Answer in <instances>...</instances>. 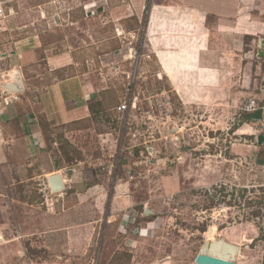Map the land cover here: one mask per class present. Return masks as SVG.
<instances>
[{
	"label": "crops",
	"instance_id": "1",
	"mask_svg": "<svg viewBox=\"0 0 264 264\" xmlns=\"http://www.w3.org/2000/svg\"><path fill=\"white\" fill-rule=\"evenodd\" d=\"M4 1L6 11L5 16L0 17V34L7 33L3 28L5 21L17 15L13 7H7V0ZM126 1L125 6L111 7L107 0H102L104 4L99 6L100 2L88 0L80 6L83 17L77 22H61L58 16L53 17L55 31L64 33L61 38L46 41L38 34H31L0 47L4 50L0 52V164L31 157V164L26 167L32 169L36 162L32 157H37L42 163L39 177L46 182L45 190L49 193L52 192L48 178L60 174L64 191L77 189V197L83 193V197L96 196L97 201H104L103 237L115 223L117 237L133 246L126 245L121 249L115 242L103 243L98 260L92 261L95 264H101L104 253L111 256L110 262L106 260L105 264H118L121 256H126L125 264H134L135 245L149 231L144 220L156 215L153 207L137 201L131 191L137 173L135 167L142 164L143 159L153 156V148L147 146V149L143 147L129 154L135 158L130 169L125 165V152L118 171L119 181L115 183L102 168L114 150L120 121L116 108L126 96L128 77H131L134 65L137 67L136 90L148 94L167 93L170 106L166 108L171 111L174 106L170 95H175L187 107H194L198 102L207 108L223 106L219 104L218 94L228 75L226 63L234 76L242 75L250 65V71H256L258 76L264 69V0H152L149 4L147 0ZM41 14L44 17V13ZM108 15L111 21L97 24L100 16L108 18ZM119 15L122 18H118ZM122 20H133L138 26L126 31ZM137 29L142 30L146 53L133 48L131 39H127L134 37ZM134 50L138 51L135 60L131 58ZM254 57H257L256 62ZM146 59L155 65L158 89L148 87L144 76ZM13 73H17L21 81L22 92L19 94L3 89L5 84L14 82ZM241 94H246L244 87L233 89L228 104L235 103L233 98L237 100ZM114 95H118L119 101L115 105L110 102ZM5 98L9 100L8 105ZM253 98L259 100L257 96L249 99ZM84 132L95 136L97 158L88 161L86 151L80 147L79 151L86 159L67 165L61 143L67 141L77 151V139ZM58 133H61L59 139L48 137ZM104 141L109 144H101ZM133 171L135 176H129ZM177 181V177L172 178L169 188L179 189ZM80 189H83L82 193ZM78 215L86 213L68 210L46 219L39 215L40 228L31 230L30 235L52 242L51 238L64 235L52 228L77 221ZM97 220L96 215L91 216L88 224L91 231ZM214 235L215 231L212 237ZM224 240L240 249L235 264H264L261 247L243 248L227 238ZM155 264L194 263L170 258Z\"/></svg>",
	"mask_w": 264,
	"mask_h": 264
},
{
	"label": "rangeland",
	"instance_id": "2",
	"mask_svg": "<svg viewBox=\"0 0 264 264\" xmlns=\"http://www.w3.org/2000/svg\"><path fill=\"white\" fill-rule=\"evenodd\" d=\"M87 1L7 0V7H13L17 15L5 21L3 28L7 33L0 34V47L31 34H38L46 41L61 38L64 33L55 31L53 17L58 16L61 22H77L83 17L79 8ZM96 1L100 2L98 6L104 4L102 0ZM107 1L111 7L127 4L126 0ZM151 1L147 0V4ZM120 16L118 18H122ZM108 20H112L110 15L108 18L100 16L96 22L100 25ZM121 23L126 31L138 26L133 20H122ZM140 30L137 29L134 37L127 39H131L133 48L146 53ZM253 60L256 62L257 57ZM262 65L264 68V63ZM226 66L229 71L221 87L223 94L221 90L218 94L221 98L219 104L223 106L207 108L198 102L194 107H187L175 95H170L174 106L170 117L162 119L158 116L149 124L145 139L155 153L148 157L150 160L143 159V163L135 167L138 174L133 179L131 191L137 201L153 207L156 215L144 220L149 231L135 245L134 264H155L170 258L194 263L205 242L224 238L243 248L261 247L264 258V138L258 134L256 120H246L239 111L241 104L254 96L264 104V69L258 76L256 71H250V65L248 71L243 70L242 75L237 73L234 76L230 74L231 67L227 63ZM242 66L244 69V64ZM155 73L153 61L146 59L144 76L151 90L159 86ZM240 86L245 88L246 94L239 95L237 100L233 98L235 103L228 104L231 91ZM110 102L117 104L118 95L111 97ZM59 134L48 137L59 139ZM91 134L84 132L77 139V151L67 141L61 143L67 165L86 159L79 151L80 147L86 151L88 161L97 158L98 145ZM101 144H109V141ZM125 157V165L129 168L135 158L128 152ZM17 159V162L8 160L0 164V264H91L98 260L103 243L115 242L121 249L126 245L133 246V243L117 237L115 223L103 237L104 201H97L96 196L83 197V189H80L82 194L79 197L77 189L49 193L45 190L46 182L39 177L41 161L32 157L36 162L30 169L26 166L31 164V157ZM169 176L177 177L179 189L169 188V182L175 178ZM204 185L207 187L203 188ZM68 210L86 215H78L77 221L63 226H54L52 229L62 232V237L55 236L51 242L47 238L30 235L31 230L40 228L39 215L46 219ZM93 215L98 220L91 231L88 224ZM211 227L216 230L209 240L207 231ZM104 255L101 264L106 260L110 262V254ZM126 261V256H121L117 263L125 264Z\"/></svg>",
	"mask_w": 264,
	"mask_h": 264
},
{
	"label": "built area",
	"instance_id": "3",
	"mask_svg": "<svg viewBox=\"0 0 264 264\" xmlns=\"http://www.w3.org/2000/svg\"><path fill=\"white\" fill-rule=\"evenodd\" d=\"M5 1L0 0V17L5 16ZM138 51L134 50L131 56L132 59L138 58ZM137 67L134 65L131 77H128L126 86V96L121 104L116 108V112L120 114L119 132L115 141V146L112 155L107 163L103 165V171L111 177V182L119 181L118 171L122 156L125 152L133 154L135 150L147 149L150 144L145 139V134L148 132L150 122L153 118H169L171 110L166 107L170 106L167 93L160 91L155 94H148L136 90L135 82ZM5 104H9L7 98L4 99ZM239 110L245 115L257 114L256 126L260 134L264 138V104L256 98L248 99L241 104ZM143 157V154H140ZM146 159V158H145ZM149 170L151 167L146 165ZM138 173H136L137 175ZM135 176V171L129 173V176ZM95 264V263H92Z\"/></svg>",
	"mask_w": 264,
	"mask_h": 264
},
{
	"label": "water",
	"instance_id": "4",
	"mask_svg": "<svg viewBox=\"0 0 264 264\" xmlns=\"http://www.w3.org/2000/svg\"><path fill=\"white\" fill-rule=\"evenodd\" d=\"M13 81L10 84H5L3 89L8 93H21L22 85L20 79L17 77V81H15V78ZM48 184L52 193H60L65 189L60 174H55L48 178ZM148 212L149 210H146V213ZM208 232H210V229ZM239 253L240 249L237 245L231 244L224 239H217L205 242L202 245L195 257L194 264H235Z\"/></svg>",
	"mask_w": 264,
	"mask_h": 264
},
{
	"label": "trees",
	"instance_id": "5",
	"mask_svg": "<svg viewBox=\"0 0 264 264\" xmlns=\"http://www.w3.org/2000/svg\"><path fill=\"white\" fill-rule=\"evenodd\" d=\"M259 116V113H255V114H251V115H246L245 116V118H246V120H254L255 118H257ZM263 193H264V191H263ZM203 232H205V230L203 231Z\"/></svg>",
	"mask_w": 264,
	"mask_h": 264
},
{
	"label": "bare ground",
	"instance_id": "6",
	"mask_svg": "<svg viewBox=\"0 0 264 264\" xmlns=\"http://www.w3.org/2000/svg\"><path fill=\"white\" fill-rule=\"evenodd\" d=\"M12 76L14 75V78H16V75H17V73H13V74H11ZM212 228V230L210 231V235H209V240H212V234H213V232L215 231V228L214 227H211ZM214 240V239H213Z\"/></svg>",
	"mask_w": 264,
	"mask_h": 264
}]
</instances>
